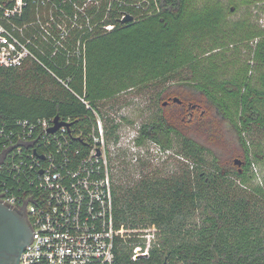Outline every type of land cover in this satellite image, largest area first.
Segmentation results:
<instances>
[{"label": "trees", "instance_id": "trees-1", "mask_svg": "<svg viewBox=\"0 0 264 264\" xmlns=\"http://www.w3.org/2000/svg\"><path fill=\"white\" fill-rule=\"evenodd\" d=\"M262 1L243 4L260 6L262 11ZM155 3L152 15L116 22L113 30L89 41L85 76L72 69L69 84L78 95L85 92V99L106 117L105 137L112 144L119 141V124L101 112L100 102L122 90L165 84L169 88L157 96L169 103L156 119L141 125L134 144L176 149L191 163L190 171L169 180L145 178L133 188L126 179L117 180L118 226L154 225L160 240L150 247L147 258L135 261L133 246L121 245L116 264H264V182L248 184L254 178L251 166L264 154L258 146L252 153L246 140L254 130L264 133V71L253 84L252 66L227 56L236 50L233 45L255 40L251 61L264 67V32L240 24L236 41L226 37V15L215 0H205L199 8L192 0ZM67 72L58 74L63 77ZM174 94L181 104L171 101ZM191 101L193 110L186 103ZM55 116L72 120L84 134L94 119L74 94L39 66L0 70V126ZM234 155L245 157L242 173L227 167ZM206 165L213 169L209 176L203 172ZM121 170L126 177V168ZM196 213L200 222L188 227Z\"/></svg>", "mask_w": 264, "mask_h": 264}, {"label": "built area", "instance_id": "built-area-1", "mask_svg": "<svg viewBox=\"0 0 264 264\" xmlns=\"http://www.w3.org/2000/svg\"><path fill=\"white\" fill-rule=\"evenodd\" d=\"M155 8V0H0V70L37 65L94 117L86 134L72 120L55 132L45 118L0 126V204L23 211L31 227L19 264H116L126 244L132 260L149 256L157 229L115 220L106 117L69 84L73 71L85 76L89 41Z\"/></svg>", "mask_w": 264, "mask_h": 264}, {"label": "rangeland", "instance_id": "rangeland-1", "mask_svg": "<svg viewBox=\"0 0 264 264\" xmlns=\"http://www.w3.org/2000/svg\"><path fill=\"white\" fill-rule=\"evenodd\" d=\"M205 0H192V3L199 8ZM246 0H215L223 8V12L226 15L225 26L223 31L226 33V37H230L233 41H236L241 35L237 33V26L243 24L246 26L254 27L256 32H264V10H260V6L254 4H243ZM238 34V35H236ZM242 34V33H241ZM257 40V39H256ZM227 43L226 41H223ZM255 40L253 41H241L240 43L233 45V51L227 53V56L238 63L246 62L252 66L251 79L253 84H257L256 78L264 71V67L254 64L251 59V48H253ZM206 45V44H204ZM238 65V64H237ZM168 86L165 84H152L149 83L145 86H139L134 89L128 90L122 93L116 98H111L105 102H100L101 112L107 116H115L117 123L118 119L126 117L127 121L123 122L119 126L117 135L119 136L118 144L109 143L110 165L111 168H115L116 181L123 183L126 179L128 187L133 188L134 185L141 182L142 179H173L178 175L183 174L185 171H190L191 167L182 157H180L176 149L170 151H160L157 147L149 142H145L144 145L137 147L133 144L131 139L134 137L141 124L148 123L156 119L160 112L164 102H168L166 99L158 100V93L165 91ZM173 89H169L173 91ZM168 91V92H169ZM177 97L175 94L171 96ZM187 106L194 101L186 102ZM108 111V112H107ZM253 134L246 136L247 144L251 148V152L261 150L264 154V133L261 131H253ZM254 145V147H252ZM258 146V149L256 147ZM219 148V146H217ZM256 149V150H255ZM230 151H226V154ZM224 153V155H226ZM239 155H234L229 161L228 168L232 170H238L233 159ZM209 163L210 158H206ZM254 163V162H253ZM186 166H189L187 169ZM126 168L125 174H122V168ZM205 175L209 176L213 169L210 165L203 167ZM124 173V172H123ZM251 174L254 178L248 183L249 186L261 185L264 182V158L260 162L254 163L251 166ZM121 177L117 179L119 176ZM236 185L238 181L235 182ZM116 196V190H115ZM188 227L194 226L199 223V214L196 213L188 219ZM146 227V226H145ZM152 227H155L152 225ZM156 228V227H155ZM157 229V228H156ZM155 242L160 240V231L157 229L155 233Z\"/></svg>", "mask_w": 264, "mask_h": 264}, {"label": "water", "instance_id": "water-1", "mask_svg": "<svg viewBox=\"0 0 264 264\" xmlns=\"http://www.w3.org/2000/svg\"><path fill=\"white\" fill-rule=\"evenodd\" d=\"M132 18L126 17L122 23L131 22ZM171 101L181 103L177 97ZM168 102H164L166 106ZM54 127L50 132H55L63 123L55 116ZM234 164L239 166L241 161L235 159ZM31 227L26 214L22 211L11 209L0 204V264H19L23 248L31 241Z\"/></svg>", "mask_w": 264, "mask_h": 264}, {"label": "flooded vegetation", "instance_id": "flooded-vegetation-1", "mask_svg": "<svg viewBox=\"0 0 264 264\" xmlns=\"http://www.w3.org/2000/svg\"><path fill=\"white\" fill-rule=\"evenodd\" d=\"M134 89V88H133ZM131 90V89H130ZM126 91L125 90H122V92H120V93H117V94H114V96L112 97V98H116V97H118L119 95H121L122 93H125ZM108 100V99H107ZM106 101V100H105ZM169 103V102H168ZM167 103V104H168ZM178 104H181V103H178ZM167 106V105H166ZM188 109L189 110H193V109H195V107H192V106H189L188 105ZM113 118H115V116H109V119H111V120H113L114 121V123H117V121L115 120V119H113ZM126 117H121V118H119L118 119V121H119V126L121 125V124H123V122H125V121H127V119H125ZM142 125V124H141ZM141 125H140V127H141ZM140 127L138 128V130L140 129ZM137 133H138V131L136 132V135H137ZM142 145H144V144H141L140 146H142ZM140 146H138L139 148H140ZM235 159H238L239 161H241V164L238 166L237 165V167H239V169H238V171H239V173H242L243 172V170H244V160H245V157H244V155H239L237 158H235ZM235 159H233V161L235 160Z\"/></svg>", "mask_w": 264, "mask_h": 264}]
</instances>
